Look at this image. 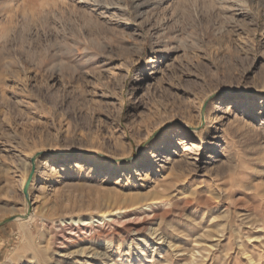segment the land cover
I'll return each mask as SVG.
<instances>
[{
    "label": "rangeland",
    "instance_id": "1",
    "mask_svg": "<svg viewBox=\"0 0 264 264\" xmlns=\"http://www.w3.org/2000/svg\"><path fill=\"white\" fill-rule=\"evenodd\" d=\"M13 215L0 264H264V0H0Z\"/></svg>",
    "mask_w": 264,
    "mask_h": 264
},
{
    "label": "bare ground",
    "instance_id": "2",
    "mask_svg": "<svg viewBox=\"0 0 264 264\" xmlns=\"http://www.w3.org/2000/svg\"><path fill=\"white\" fill-rule=\"evenodd\" d=\"M79 163L77 162V163H75L74 164V166L76 165H78ZM149 196V195H148ZM154 197V196H153ZM157 197V196H156ZM150 200V199H149ZM158 200V199H157ZM138 202H136V204H137ZM153 203H158L157 201H155V202H151L150 204H147L148 205V207H151L152 206V204ZM135 205V204H134ZM144 205V204H143ZM136 206V205H135ZM139 205H137V207H138ZM146 206V205H145ZM107 208L106 209H102V210H100L99 212H97L96 214H90V215H87V216H84V217H74V218H68V219H63V222H64V224H63V226L64 225H76V227H80V228H83V230H85V229H88V228H95V226H99L101 223H104L105 221H107V220H110V222L111 221H114V223L116 222L115 220H117L118 218H122V217H125L126 215H127V213H128V211H130V209H126L125 207L123 208V207H109V205L108 206H106ZM136 207V208H137ZM146 209V208H145ZM152 210V209H151ZM150 211V210H149ZM153 211V210H152ZM27 212L26 211H24L22 214H20V215H24V214H26ZM18 218L19 219H22V220H26V221H28V220H31L32 218H33V215L32 214H29V215H27L26 217H22V216H18ZM152 218V217H151ZM34 219V218H33ZM125 220H127V219H125ZM21 221V220H20ZM32 221V220H31ZM109 222V221H108ZM130 222V221H129ZM107 223V222H106ZM116 225V224H115ZM102 226V225H101ZM67 227V226H66ZM129 227V226H128ZM153 228V227H152ZM64 229V228H63ZM73 230H74V228H72ZM71 229V230H72ZM92 229V230H93ZM117 229V228H116ZM128 229V228H127ZM131 231L132 230H134V228H132L131 226H130V228H129ZM62 230V229H61ZM65 230V229H64ZM63 230V231H64ZM67 230V229H66ZM95 230V229H94ZM96 230H98V229H96ZM100 230V229H99ZM42 231V230H41ZM82 231V230H81ZM106 231V230H105ZM110 231V230H109ZM84 232V231H83ZM116 232V231H115ZM135 232L137 233V230H135ZM134 232V233H135ZM92 233H94V232H92ZM100 233V232H99ZM63 234V233H62ZM103 235L102 236H104L105 234H106V232H103L102 233ZM64 235V234H63ZM120 235V234H119ZM72 236V235H71ZM70 236V237H71ZM110 237V236H109ZM91 238V237H90ZM112 238V237H111ZM65 239V238H64ZM108 240V239H107ZM30 246V245H29ZM48 247V246H47ZM47 249V248H46ZM90 249V248H89ZM101 252V251H100ZM100 254V253H99ZM101 254H107V252L105 253H101ZM110 254V253H109ZM96 256H98V254H95L94 252L93 253H90L89 255H88V257H96ZM105 257V256H104ZM107 257H108V255H107ZM106 257V258H107ZM110 257V256H109ZM250 259V258H249ZM114 262V261H113ZM112 262V263H113ZM117 262V261H116ZM37 264H38V262H37ZM121 264V263H120Z\"/></svg>",
    "mask_w": 264,
    "mask_h": 264
},
{
    "label": "water",
    "instance_id": "3",
    "mask_svg": "<svg viewBox=\"0 0 264 264\" xmlns=\"http://www.w3.org/2000/svg\"><path fill=\"white\" fill-rule=\"evenodd\" d=\"M43 153L44 152H38L32 158V168H31V171L29 173V176H28L27 181H26L25 186H24V192H25V195H26L27 199H29V201L31 200L30 187H31V184L33 182V179H34V176H35V173H36V168H37V158H38V156H40ZM104 157L109 159V160L115 161V159H113V158H111L109 156L104 155ZM29 213H30V208L28 209L26 214L21 215V216L22 217H26L27 215H29ZM15 218H17V215H13V216H11L9 218H6V219L0 221V227L5 225V224H7V223H9L10 221L14 220Z\"/></svg>",
    "mask_w": 264,
    "mask_h": 264
},
{
    "label": "snow or ice",
    "instance_id": "4",
    "mask_svg": "<svg viewBox=\"0 0 264 264\" xmlns=\"http://www.w3.org/2000/svg\"><path fill=\"white\" fill-rule=\"evenodd\" d=\"M213 100H218L217 97L213 96V97H210L207 101V104H211Z\"/></svg>",
    "mask_w": 264,
    "mask_h": 264
}]
</instances>
